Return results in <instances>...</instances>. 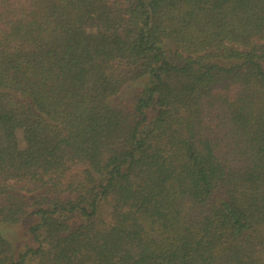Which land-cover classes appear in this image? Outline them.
Returning <instances> with one entry per match:
<instances>
[{
  "label": "trees",
  "instance_id": "16d2710c",
  "mask_svg": "<svg viewBox=\"0 0 264 264\" xmlns=\"http://www.w3.org/2000/svg\"><path fill=\"white\" fill-rule=\"evenodd\" d=\"M27 219L0 264H264V0H0V224Z\"/></svg>",
  "mask_w": 264,
  "mask_h": 264
},
{
  "label": "rangeland",
  "instance_id": "374dc122",
  "mask_svg": "<svg viewBox=\"0 0 264 264\" xmlns=\"http://www.w3.org/2000/svg\"><path fill=\"white\" fill-rule=\"evenodd\" d=\"M134 87L130 89H126L121 93L117 98L113 100V104L126 109L129 105L130 97L135 94L138 87L137 85H133ZM19 137L20 144L23 145L21 136ZM30 223V220H26L18 225H1L0 224V233L7 238L12 245L17 249L21 250L25 243L29 240V236L27 233V226ZM25 264H35L34 261H28Z\"/></svg>",
  "mask_w": 264,
  "mask_h": 264
}]
</instances>
